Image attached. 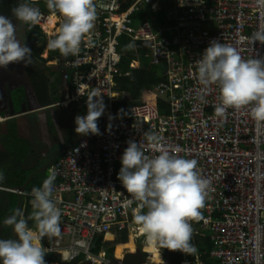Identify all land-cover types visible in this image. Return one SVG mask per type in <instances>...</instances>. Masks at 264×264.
<instances>
[{
	"label": "built area",
	"instance_id": "1",
	"mask_svg": "<svg viewBox=\"0 0 264 264\" xmlns=\"http://www.w3.org/2000/svg\"><path fill=\"white\" fill-rule=\"evenodd\" d=\"M94 3V27L83 37L79 52L57 55L54 69L61 76L56 105L85 107L87 113V100L102 95L100 134L78 136L48 168L56 173L51 199L61 213V232L49 237L45 251L60 261L112 264L106 256L108 238L128 229L142 243L129 251L148 253L139 264H171L164 249L157 248L159 260L146 251L147 237L135 220L139 202L130 203L131 194L117 178L121 156L133 141L150 158L167 150L195 159L200 176L210 182L202 219L190 222L192 237L209 241V258L196 253L191 260L182 253V264H264V121L252 116L255 102L217 115L219 86L205 85L198 73V62L212 40L235 48L245 60L264 56V44L256 37L264 32V0ZM39 11L36 23L41 24L47 14ZM122 36L145 46L161 77L153 92L163 104L145 100L125 114L116 112ZM137 65V60L129 63ZM149 134L159 140L149 141ZM33 188L39 187L9 189L33 204Z\"/></svg>",
	"mask_w": 264,
	"mask_h": 264
},
{
	"label": "clouds",
	"instance_id": "2",
	"mask_svg": "<svg viewBox=\"0 0 264 264\" xmlns=\"http://www.w3.org/2000/svg\"><path fill=\"white\" fill-rule=\"evenodd\" d=\"M46 2L48 10L41 7L37 9L27 3L19 4L12 10L16 19L0 13V68L7 69L9 64L21 62L27 66L33 61L30 59L31 48L27 46V40L24 42L22 36L18 35V25L13 23V20L18 22L20 27L29 24L28 29L34 28L40 38L45 36L47 46L44 57L40 56L43 46L37 48L41 49V52L34 57L39 58L40 62L50 69L55 66L57 55L68 56L79 52L83 37L94 27L97 16L94 0H46ZM39 10L47 14V19L41 24L36 23L41 15ZM56 14H62V17H58L47 32L44 24L51 15ZM25 31L27 33V28ZM57 34L55 39H51ZM256 37L264 44V32H258ZM49 48L59 50V54L50 55ZM53 71L58 72L61 84L59 70ZM198 73L205 85L219 86L221 104L216 108L217 115L223 116L229 107L239 109L255 102L251 110L252 116L257 121H264V56L245 60L235 48L222 44L219 40H212L198 62ZM57 102L51 105H56ZM49 104L39 107H48ZM58 106L59 104L56 107ZM104 108L102 95L87 100V114L75 118V132L85 136L99 135L97 120L102 116ZM35 111L38 109L34 108L25 114L30 115ZM11 114L15 116L18 113L14 114L11 110L0 114L3 118L0 121L11 118ZM147 139L157 142L159 137L149 134ZM121 165L117 178L123 188L131 194L133 201L130 203L139 202L135 220L148 242L158 249L179 251L187 257L195 255L198 249L191 243L193 228L190 222L202 219L200 210L205 206L210 184L209 180L202 178L197 171V161L170 154L167 150L150 158L144 154L138 143L129 141L121 156ZM55 178L56 173L53 170L41 187L32 189L33 207L36 211L33 212L31 219L36 222L38 231L28 227V221L19 209L4 220L5 225L12 227L15 239H0L2 264H45L46 251L41 240L45 236H59L61 232L59 226L61 213L51 199ZM0 179H3L2 175ZM145 208L146 212L143 211ZM146 244L145 241V246ZM59 261L60 259L49 264H58ZM182 262L183 257L180 264Z\"/></svg>",
	"mask_w": 264,
	"mask_h": 264
},
{
	"label": "trees",
	"instance_id": "3",
	"mask_svg": "<svg viewBox=\"0 0 264 264\" xmlns=\"http://www.w3.org/2000/svg\"><path fill=\"white\" fill-rule=\"evenodd\" d=\"M21 3L38 4V7L48 10L46 0H0V13L10 18L16 19L13 15V9ZM145 12L138 11V16H144ZM18 21V20H16ZM20 22V21H19ZM23 23V22H22ZM24 24V23H23ZM31 31L27 28L26 36L23 40L26 42L30 37L28 33ZM38 34H41L38 32ZM58 34L51 39H55ZM21 38V37H20ZM22 39V38H21ZM132 45V47H129ZM119 49L124 52L119 68L122 74L115 77L116 89L119 91V100L114 103L116 112L121 110L125 114L134 103L149 100L156 104H163L164 101L153 92L155 85L161 80L157 72V66L151 62L148 51L141 41L130 40L125 36L121 37ZM41 49H36L34 54L39 55ZM50 55L59 54V50L49 48ZM138 60V65L129 67L131 60ZM128 73L125 74L124 72ZM60 82L58 72L52 71L50 67L45 65H33L19 68L8 79L9 96L11 100V109L14 114L24 110H32L38 106L42 107L57 100V87ZM48 95H51L50 97ZM7 110L5 113H8ZM61 112H60V111ZM55 106L45 107L35 111L34 113L23 115H15L8 118L5 122V128L0 134V142L3 149L0 150V186H16L23 185L24 189L42 186L43 181L48 177L49 173L46 168L56 159L47 162L48 153L46 152L47 143L55 146V142L64 143L72 139L71 133L75 132V118L85 116L86 108L69 107L68 109H59ZM67 113H65V112ZM65 114V115H63ZM48 116V117H47ZM58 125H54V121ZM72 127L67 129L68 125ZM74 125V127H73ZM54 126L61 128L65 135L59 136V131ZM74 142L80 134L75 132ZM44 138V139H43ZM53 142V143H52ZM51 143V144H50ZM47 144V145H46ZM119 164V169H121ZM42 170L38 172L36 170ZM44 174V175H43ZM25 199V197H24ZM22 199L17 193L0 189V239H15L12 227L5 225L4 220L13 215L17 208L24 210L23 216L28 221V227L37 230L36 222L31 219L34 209L33 204L26 199ZM127 234L122 232L119 241L126 242ZM49 237L45 236L41 240L44 247L47 245ZM198 250H206L210 247V243L206 239L198 238ZM98 244L95 249L98 248ZM113 247L106 249V256L111 258ZM130 250H134L130 249ZM121 245L115 248V259L121 260ZM181 252L169 251L164 249V255L169 258L172 264H180L182 260ZM147 256L145 251L129 253L125 252L122 264H139L141 260ZM204 258V256L202 257ZM45 264H49L58 260V256L52 252L46 251L44 257ZM2 264V262H0ZM58 264H90L87 261H59ZM110 264V263H107Z\"/></svg>",
	"mask_w": 264,
	"mask_h": 264
},
{
	"label": "crops",
	"instance_id": "4",
	"mask_svg": "<svg viewBox=\"0 0 264 264\" xmlns=\"http://www.w3.org/2000/svg\"><path fill=\"white\" fill-rule=\"evenodd\" d=\"M35 60L36 61H32V64L33 65H44L43 64V62H40L41 60L39 59V58H35ZM139 63V62H138ZM21 67H23L22 65H21ZM21 67H17V69L15 68V70L11 73V74H9V75H7V71H8V69H10L9 67H7V69H4V68H0V114L1 113H4V112H6L7 110H9V109H11V100H10V96H9V84H8V79H9V77H11V75H13L14 73H15V71H17L19 68H21ZM51 70L53 71L54 70V67H52L51 68ZM60 82H59V84H58V87H57V96H58V98H57V100L56 101H54V102H57V101H59L60 100V93H59V89H60ZM49 97L51 96V95H48ZM51 103H53V101L52 102H50V104L48 105V107L49 106H51V107H53V106H55V108H58V110L59 109H62L61 107H56L57 105H54V104H52L51 105ZM41 106V105H40ZM45 108V107H44ZM36 109H42V108H40L39 106L38 107H36ZM63 110H65V109H63ZM28 111H30V110H24V111H20L19 113H18V115H23L24 116V114L25 113H27ZM60 111V110H59ZM61 112V111H60ZM63 115H65V114H63ZM11 116L13 117V114H11ZM48 117V116H47ZM6 120L7 119H5V120H2V121H0V134H1V132L4 130V128H5V122H6ZM54 121V120H53ZM54 125H58V124H56L55 123V121H54ZM55 128H57V130L59 131V136L58 137H60L61 138V136L62 135H65V133H67L68 131H66L65 130V132L64 131H62L61 130V128H59V127H57V126H54ZM72 126L69 124L68 126H67V129L69 130V128H71ZM73 127H74V125H73ZM70 135H72V139H69V141L67 142L66 140H65V142L64 143H60V142H55L56 144H54L55 146H50L49 145V142H50V140L48 141H45L47 144V147H46V152L48 153L47 155H48V157H47V162L48 161H50V160H52V159H56L61 153H62V149L66 146V145H68V144H70L71 142H73L74 140H73V138L75 137V136H73V135H75V132L73 131V133H71ZM44 139V138H43ZM53 143V142H52ZM51 144V143H50ZM3 149V146H2V144H1V142H0V150H2ZM52 163V162H51ZM36 171H38L39 173L40 172H43L42 170H36ZM47 172H48V170H47ZM44 175V174H43ZM9 188H20V189H22V190H24V186L23 185H16V186H12V187H8V186H6V187H4V186H0V189H4V190H6V191H9L10 189ZM9 192H13V193H17L22 199H24V196H22V195H20L18 192H15V191H9ZM25 200V199H24ZM18 209V208H17ZM19 210H21L22 211V213H23V209L20 207L19 208ZM34 230V229H33ZM35 231V230H34ZM122 232H124L125 234H127V240H126V242H122V241H119L118 239H120V237L122 236ZM109 239V241H108V245H109V247H113V249H112V256H111V258L113 259V263L112 264H122L123 263V257H124V254H125V252H129V253H132V252H130L129 250V248L128 247H124L123 249H121V252H120V254H121V261H119V260H116L115 259V248H116V246L117 245H124V244H126L127 242H129V240L130 241H132L133 242V245L134 244H138L139 242H138V240H136L135 239V236H134V234L132 233V231L131 230H128V229H124L123 231H121L119 234L118 233H115V234H113L112 235V237H110V238H108ZM199 239H202V238H199ZM111 240V241H110ZM138 242V243H137ZM191 243L192 244H194L195 245V247L198 249V247H199V243H198V238L197 237H192V240H191ZM108 247V248H109ZM197 253L200 255V256H204V260L205 259H207V258H209L208 256H206V254L207 253H205V251H203L202 250V252H200L199 250L197 251ZM184 258V257H183ZM193 258H194V256H192V255H189V257H188V259H191V260H193ZM52 264V263H51ZM172 264V263H171Z\"/></svg>",
	"mask_w": 264,
	"mask_h": 264
},
{
	"label": "rangeland",
	"instance_id": "5",
	"mask_svg": "<svg viewBox=\"0 0 264 264\" xmlns=\"http://www.w3.org/2000/svg\"><path fill=\"white\" fill-rule=\"evenodd\" d=\"M30 6H32V7H35V8H37V9H39V7H38V4H36V3H34V4H30ZM58 17L60 18V17H62V14H60V15H57L56 14V16L54 15V21L55 20H57L58 19ZM53 21V22H54ZM65 22V21H64ZM13 23H16L17 25H18V35L19 36H22V38H24L25 37V34H26V31H25V28H28L29 27V24H25V26H19V23L18 22H14V20H13ZM27 26V27H26ZM29 30L31 31L30 33H28L29 34V36L28 37H30L28 40H27V46L29 47V48H31V57H30V59H33L34 61H36L35 60V54H34V52H35V50L37 49V48H39V47H41V46H43V50H42V55H40L41 57H44V55H45V53H46V46H47V44H46V40H45V36H43V37H39L38 35H37V33H35V31H34V28H32V27H30L29 28ZM55 30V29H54ZM60 30V29H59ZM22 40V39H21ZM23 41V40H22ZM25 42V41H24ZM21 65L23 66L24 64L21 62V63H15V64H9L8 65V67L10 68V69H8V71H7V75H9V74H11L14 70H15V68L17 69V67H21ZM10 111V110H9ZM63 112H65V111H63ZM65 113H67V112H65ZM111 241V240H110ZM138 243V242H137ZM139 245L140 244H142V243H138ZM124 247H128L129 249H133V247H134V245H133V242H131L130 240H129V242H127L126 244H124V245H121V249H123ZM121 261V260H120ZM55 264V263H54Z\"/></svg>",
	"mask_w": 264,
	"mask_h": 264
},
{
	"label": "bare ground",
	"instance_id": "6",
	"mask_svg": "<svg viewBox=\"0 0 264 264\" xmlns=\"http://www.w3.org/2000/svg\"><path fill=\"white\" fill-rule=\"evenodd\" d=\"M54 19H55L54 16L51 15L49 20L44 24V28L47 30V32L53 26ZM145 249H146V251L151 252V253L154 254L153 255L154 260H159L160 259L159 255L156 254L157 247H154L151 243L148 242V240H147V244H146ZM183 264H185V263H183Z\"/></svg>",
	"mask_w": 264,
	"mask_h": 264
}]
</instances>
